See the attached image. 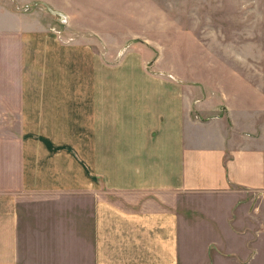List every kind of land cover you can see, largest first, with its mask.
I'll list each match as a JSON object with an SVG mask.
<instances>
[{
    "label": "crops",
    "instance_id": "1",
    "mask_svg": "<svg viewBox=\"0 0 264 264\" xmlns=\"http://www.w3.org/2000/svg\"><path fill=\"white\" fill-rule=\"evenodd\" d=\"M25 2L0 0V264H264V135Z\"/></svg>",
    "mask_w": 264,
    "mask_h": 264
},
{
    "label": "rangeland",
    "instance_id": "2",
    "mask_svg": "<svg viewBox=\"0 0 264 264\" xmlns=\"http://www.w3.org/2000/svg\"><path fill=\"white\" fill-rule=\"evenodd\" d=\"M35 3L58 10L57 32L143 52L236 131L264 135V0H26L25 11Z\"/></svg>",
    "mask_w": 264,
    "mask_h": 264
}]
</instances>
